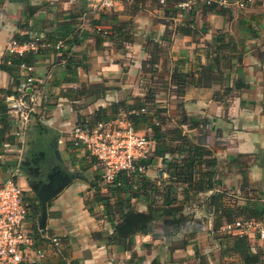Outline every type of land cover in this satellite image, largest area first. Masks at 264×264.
Wrapping results in <instances>:
<instances>
[{
	"label": "crops",
	"instance_id": "1",
	"mask_svg": "<svg viewBox=\"0 0 264 264\" xmlns=\"http://www.w3.org/2000/svg\"><path fill=\"white\" fill-rule=\"evenodd\" d=\"M102 1L0 0V65L17 36L39 37L43 43L27 52L35 53L39 112L27 126L7 112L9 129L0 146V165L8 174L19 169L15 178L27 189L29 225L36 238L61 239V250L48 245L44 264H240L238 254L225 252L230 246L224 242L225 234L240 233L222 230L226 214L222 207L212 206L211 198L222 193L224 207L235 209L249 202L264 205V0L214 10H206L202 3L183 9L178 0H113L109 5ZM120 25H126L133 41L115 30ZM222 32L227 36L224 42L231 43L220 52V67H212L208 79L201 78L208 52L219 53L215 47ZM148 38L161 46L153 69L148 68L153 56ZM225 55L232 57V67H225ZM177 63L190 74L183 94L171 80ZM20 78L18 93L27 79L22 67ZM13 81L0 68V88ZM152 89L155 94L148 106L160 130L157 133L151 120L139 126L153 139L143 173L147 180L134 182L130 192L108 195V202L101 200L93 185L100 169L84 145L73 140V127L90 120L99 108L145 100ZM126 111L121 107L110 116L126 118ZM181 134L212 152L214 188L197 191L169 181L170 161L188 154L175 151L182 143ZM31 151L75 175L48 202L45 229L39 226L42 205L32 201L36 195L28 183L39 162L23 164ZM205 169L201 166L199 171ZM198 175L195 181L201 179ZM147 181L151 184L146 191ZM100 192L106 194L108 189L102 187ZM121 201L140 212H157L152 231L117 238ZM247 235L253 250L263 253L264 264V238Z\"/></svg>",
	"mask_w": 264,
	"mask_h": 264
},
{
	"label": "built area",
	"instance_id": "2",
	"mask_svg": "<svg viewBox=\"0 0 264 264\" xmlns=\"http://www.w3.org/2000/svg\"><path fill=\"white\" fill-rule=\"evenodd\" d=\"M112 1L102 2L109 5ZM166 1L161 0L162 3ZM251 1L253 0H178V6L190 9L195 4L202 3L222 8H244ZM62 44L60 41L57 47L60 48ZM41 45L43 43L39 37L24 43L13 40L9 51L24 55L28 51L38 50ZM21 67L27 74L23 90L19 94L7 96L6 103L8 112L17 115L27 126L39 112L41 99L40 91L35 85L34 65L22 63ZM72 135L73 140L84 145L88 155L95 158L104 183H115L120 172L131 176L146 173L148 169L153 139L125 117L96 124L77 123ZM18 173L19 169L16 168L10 174H0V264H44L49 254L48 245L61 250V239L57 235L36 238L29 225L30 202L27 189L16 180ZM120 184L121 180L118 182ZM222 230L240 234L256 233L264 238V219H236L226 222Z\"/></svg>",
	"mask_w": 264,
	"mask_h": 264
},
{
	"label": "trees",
	"instance_id": "3",
	"mask_svg": "<svg viewBox=\"0 0 264 264\" xmlns=\"http://www.w3.org/2000/svg\"><path fill=\"white\" fill-rule=\"evenodd\" d=\"M206 10H214L217 5H204ZM75 16V15H74ZM127 25V23H126ZM126 25H120L118 28H116V31H119L123 36L124 40L127 41H133V35L131 33L127 34L126 32ZM124 29V30H123ZM208 30V28L205 29V31ZM227 36H225V33L222 32L219 35V41L215 47L217 55H210L208 52L209 62L203 67L201 71V78L205 77L208 79V75L212 72V67L218 66L220 67L221 64V57L220 52H222L223 49L229 46L231 41H226ZM20 43H24L27 41H31L32 39L29 38L28 35H22L17 36L16 39ZM147 46H152V52L153 56L151 55V59L149 62L151 63L149 65V69H153L154 64H156L159 61V52L161 50V46L158 44V42H155L152 38H148L147 40ZM232 49L235 48V46L231 47ZM9 51V50H8ZM34 54L33 52L26 53L24 55H21L17 52H10L9 56H6L3 59V63L0 65V68L7 70L11 76L14 79V83L11 84L6 89L0 88V94L3 97H0V146L5 141L4 136L6 131L9 129V122L6 120L7 118V112H8V106L6 103V97L10 95L19 94L17 88L21 85V78H20V67L22 63H28L33 65L34 62ZM223 61L225 63V67H232V57H228L227 55L223 56ZM8 60L11 61V64H8ZM79 64V62H77ZM144 68L146 70L147 65L145 62ZM172 82L176 83L178 85V92L180 94H183L186 90V87L188 84L191 83L190 80V74L183 70L182 67H180V63H177L173 74H172ZM209 83V82H207ZM242 86L245 85V83L242 81ZM149 97L145 100L142 98L138 100L137 103L134 104H127L126 102H120L118 104H115L114 106H111L110 108H99L93 117H91L90 120H81V123H93L96 124L101 121H108L111 119H115L120 116H113L111 117L113 113L116 112V110L120 109L121 107H124L127 109L126 111V118L131 121L136 128L139 129V126L143 123H150V120L153 122L154 114H152V110L148 106V101H151V99L154 97V91L153 89L149 91ZM5 100V102H4ZM149 108V109H148ZM112 109V110H111ZM143 109L147 110V112H143ZM151 110V111H150ZM38 114V113H37ZM36 114V117H37ZM35 117V118H36ZM34 118V119H35ZM157 127V123L154 125ZM160 127L158 126L156 128L157 133L159 132ZM179 131L182 133V129H179ZM181 145L179 150H175L176 152L180 151L181 153H188L185 155L182 159H173L168 164V170L171 176L172 183H186L192 188H194L197 191L203 190V189H212L214 188V175H215V169L213 167L216 164V160L213 159L212 152L203 144L194 143L190 141V139L186 136L181 134ZM96 161V160H95ZM150 161V160H149ZM149 165V162H148ZM201 166H205V172L201 173L199 171V168ZM3 170V169H2ZM1 170L0 165V174L4 171ZM198 172V178H201L198 181H195L194 178H197L196 174ZM98 181H93V185L96 186V188H99L97 191V196L106 202L109 201L108 195H111L113 193L120 194L124 190L127 192H130L132 188L134 187V182L137 181H146L147 179H144L143 174H135L128 176L126 173H118L115 179V183H104L102 179V173L100 170V173L98 172ZM130 179V182L127 181ZM135 179V180H134ZM121 180V184L118 185V182ZM205 180V181H204ZM125 183V184H124ZM150 181H147L144 183L145 190H149L150 187H146L147 185H150ZM108 188V194H103L100 192V189L103 187ZM153 187V185H152ZM167 191H170L169 186H167ZM97 197V198H98ZM119 197V196H118ZM224 195L222 193L214 194L211 198V204L219 209L222 207L224 209V213L226 214V221H233L238 218L243 219H256V220H262L264 219V205L260 207V205H256L255 203L249 202L248 205L233 207H227L223 205V199ZM32 201H36V198ZM34 202L33 205L34 206ZM109 207V205H108ZM117 212L121 214V222L117 225V229L115 231L117 238H123L127 236H133L134 234H137L138 232L141 233H148L151 232L153 229V220L154 216H156L158 213H144L135 210L134 208H131L130 203L127 202H117ZM164 213H170V210L168 208L162 209ZM112 212V210H111ZM221 226V225H220ZM220 228V227H218ZM224 242H227V244L230 246L229 249L225 250L226 253L238 254L241 257V263L240 264H263V253L261 251H254L252 248L250 237L247 234H225L224 236Z\"/></svg>",
	"mask_w": 264,
	"mask_h": 264
},
{
	"label": "water",
	"instance_id": "4",
	"mask_svg": "<svg viewBox=\"0 0 264 264\" xmlns=\"http://www.w3.org/2000/svg\"><path fill=\"white\" fill-rule=\"evenodd\" d=\"M56 156L61 159L59 150L55 151ZM43 154V153H42ZM32 157V159H31ZM37 153L30 152V159L23 161L24 165L38 163L35 167L36 173L28 177L29 189L35 193L36 202L42 205V214L39 226L45 229L48 218V202L57 197L74 179V173H68L59 168L47 158H37ZM31 179V180H30Z\"/></svg>",
	"mask_w": 264,
	"mask_h": 264
},
{
	"label": "flooded vegetation",
	"instance_id": "5",
	"mask_svg": "<svg viewBox=\"0 0 264 264\" xmlns=\"http://www.w3.org/2000/svg\"><path fill=\"white\" fill-rule=\"evenodd\" d=\"M34 174L36 173V171L35 172H33Z\"/></svg>",
	"mask_w": 264,
	"mask_h": 264
}]
</instances>
